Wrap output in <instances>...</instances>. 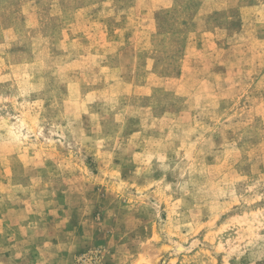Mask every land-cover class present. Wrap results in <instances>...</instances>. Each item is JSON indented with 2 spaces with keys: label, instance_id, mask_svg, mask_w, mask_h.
<instances>
[{
  "label": "rangeland",
  "instance_id": "rangeland-1",
  "mask_svg": "<svg viewBox=\"0 0 264 264\" xmlns=\"http://www.w3.org/2000/svg\"><path fill=\"white\" fill-rule=\"evenodd\" d=\"M0 264H264V0H0Z\"/></svg>",
  "mask_w": 264,
  "mask_h": 264
}]
</instances>
